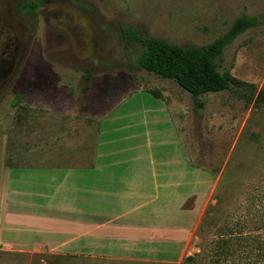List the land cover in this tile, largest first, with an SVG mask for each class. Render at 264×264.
I'll return each mask as SVG.
<instances>
[{
    "label": "rangeland",
    "instance_id": "obj_1",
    "mask_svg": "<svg viewBox=\"0 0 264 264\" xmlns=\"http://www.w3.org/2000/svg\"><path fill=\"white\" fill-rule=\"evenodd\" d=\"M20 1L0 0L2 181L13 163L25 162L35 133L51 136L54 148L65 128L70 138L74 132L90 138L131 91L139 92L125 105L128 119L146 110L151 130L162 120L161 98L145 91L153 89L175 123L193 182L177 192V236L165 235L162 221L160 238L145 241L139 255L28 252L0 235V264H264V244L246 251L230 241V255L215 245L221 227L244 211L252 189L264 194V0H40L32 12L18 11ZM242 14L258 23L238 34L216 64L252 89L204 94L201 105L173 80L139 68L142 48L126 44L119 31L128 25L154 38L202 46ZM163 209H145L146 220L149 211ZM187 256L192 258L183 263Z\"/></svg>",
    "mask_w": 264,
    "mask_h": 264
},
{
    "label": "crops",
    "instance_id": "obj_2",
    "mask_svg": "<svg viewBox=\"0 0 264 264\" xmlns=\"http://www.w3.org/2000/svg\"><path fill=\"white\" fill-rule=\"evenodd\" d=\"M138 92L113 105L90 138H70L65 128L54 148L51 136L35 133L25 162L13 163L4 182L0 173V235L13 249L136 256L160 238L162 221L165 235L177 236V192L193 182V171L163 100L151 130L146 110L128 119L125 105ZM159 206L146 220L145 209Z\"/></svg>",
    "mask_w": 264,
    "mask_h": 264
},
{
    "label": "trees",
    "instance_id": "obj_3",
    "mask_svg": "<svg viewBox=\"0 0 264 264\" xmlns=\"http://www.w3.org/2000/svg\"><path fill=\"white\" fill-rule=\"evenodd\" d=\"M39 6L40 0H21L17 9L20 12L23 10L32 12ZM257 23L256 18L242 14L236 17L231 25L215 39L202 46L179 45L165 39L154 38L128 25H121L119 31L126 44H137L142 48L136 58L139 68L163 79L173 80L190 94L194 104L201 105L198 98L204 94L230 91L233 88L252 89L247 83L229 74L221 73L216 60L221 58L226 46L238 34ZM89 78L88 73L86 79ZM145 91L162 99L157 90L145 89ZM257 190L258 188L252 189V195L249 194L246 198L244 211H238L234 218L229 219L221 227L219 239L215 241L216 246L220 244L224 249L230 241H234L242 247V250L250 251L252 246L253 249H262L264 244V194L263 192L255 194ZM255 216L262 217V220L251 222V224L249 221H252ZM258 231L262 232V235H258ZM221 253L230 255V250L226 248ZM191 258L187 256L183 263Z\"/></svg>",
    "mask_w": 264,
    "mask_h": 264
}]
</instances>
